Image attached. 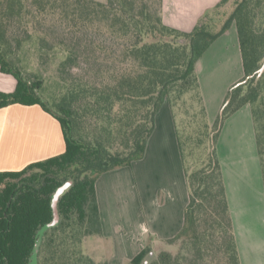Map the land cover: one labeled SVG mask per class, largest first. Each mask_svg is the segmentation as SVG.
<instances>
[{
	"label": "trees",
	"instance_id": "1",
	"mask_svg": "<svg viewBox=\"0 0 264 264\" xmlns=\"http://www.w3.org/2000/svg\"><path fill=\"white\" fill-rule=\"evenodd\" d=\"M231 25L242 82L230 87L210 124L196 64ZM34 32L43 49L66 52L51 106L39 94L43 76L30 80L14 62ZM263 62L264 0H220L189 32L164 24L162 0H0V71L16 80L13 91H0V108L39 105L59 121L65 142L59 155L0 171V264H31L37 232L52 218V195L68 180L37 264H108L109 255L87 249L95 239L107 242L95 182L144 156L165 100L188 189L183 225L171 238L150 240L127 264H240L215 143L222 122L249 105L264 183Z\"/></svg>",
	"mask_w": 264,
	"mask_h": 264
},
{
	"label": "crops",
	"instance_id": "2",
	"mask_svg": "<svg viewBox=\"0 0 264 264\" xmlns=\"http://www.w3.org/2000/svg\"><path fill=\"white\" fill-rule=\"evenodd\" d=\"M219 1L162 0V21L189 32L202 14ZM224 36L232 39L230 54L228 47L226 52L223 46L216 47L210 64L204 68L201 60ZM238 55L241 60L236 28L231 25L197 61L210 124L220 116L227 93L236 84L227 67L229 59ZM15 85L11 74L0 71V91L11 92ZM64 149L59 121L39 105L10 104L0 108V171L21 170L30 163L59 155ZM215 149L240 264H264V183L249 105L242 106L222 122ZM95 189L103 234L112 248L108 264H123L150 240L156 244L179 232L188 189L167 100L155 116L144 156L129 166L101 174Z\"/></svg>",
	"mask_w": 264,
	"mask_h": 264
},
{
	"label": "rangeland",
	"instance_id": "3",
	"mask_svg": "<svg viewBox=\"0 0 264 264\" xmlns=\"http://www.w3.org/2000/svg\"><path fill=\"white\" fill-rule=\"evenodd\" d=\"M219 20L221 22L222 19L219 18ZM227 38L228 36H224L223 38L217 40L212 50L204 56L203 60H201V63L204 68H207V65L210 64L209 62L211 56L212 54H214V52L212 51L216 50V47L223 46L224 52H226L227 50L226 48L228 47L229 48L228 52L230 54L232 39L231 38L227 39ZM215 41L216 40H214L211 43V45ZM65 56H66V52L61 48L56 47L51 50H47L46 48L43 49L39 45V36L35 32L32 33L29 39H27L21 44L20 48L16 51L15 56H13L15 64L21 70V72L25 77H28L30 80H33L36 77L43 76L44 82L42 84V88H41L42 90L40 91L39 94L44 99V101L48 103L49 106H51V101L47 98L54 97L57 91L59 90L60 78L58 73V66L59 63L65 58ZM229 60L230 61L227 67L228 74L229 76L236 78L235 83H237L239 78H241V74H242L241 60L239 58V55L235 56L233 60L231 58ZM241 79L239 81H241ZM109 244L110 242L104 243L95 239L94 241H90L87 243V249L94 256L100 257L101 255L103 257L105 253L109 255L112 250ZM103 245H106L105 249ZM157 250L158 249L154 247L153 254L154 252H157ZM129 261L130 260H126L124 261L123 264H127Z\"/></svg>",
	"mask_w": 264,
	"mask_h": 264
},
{
	"label": "water",
	"instance_id": "4",
	"mask_svg": "<svg viewBox=\"0 0 264 264\" xmlns=\"http://www.w3.org/2000/svg\"><path fill=\"white\" fill-rule=\"evenodd\" d=\"M264 70V62L262 64V66L259 68L258 70V74L260 75ZM242 81H238L236 83V85H238L239 83H241ZM227 102V101H226ZM72 184V180H68L64 183H62L61 185H59L53 195H52V200H51V209H52V218L50 221H48L47 223L43 224L38 232H37V239L36 242L34 244V248L32 251V255H31V264H37V253L39 250V246L42 240V237L45 233V231L47 229H49L50 227H53L55 225L58 224L59 222V213H58V208H57V203H58V199L59 196Z\"/></svg>",
	"mask_w": 264,
	"mask_h": 264
}]
</instances>
